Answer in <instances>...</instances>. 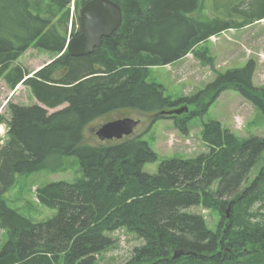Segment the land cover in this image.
I'll use <instances>...</instances> for the list:
<instances>
[{"label": "trees", "instance_id": "trees-1", "mask_svg": "<svg viewBox=\"0 0 264 264\" xmlns=\"http://www.w3.org/2000/svg\"><path fill=\"white\" fill-rule=\"evenodd\" d=\"M73 1L75 30L69 34ZM87 1L49 0L44 6L43 0H0V79L11 88L25 83L41 104L10 106L8 139L0 146V226L7 232L0 264H96L114 245L107 233L119 228L144 241L127 264H264V216L252 222L247 211L255 202L264 204V169L247 185L264 137L239 140L210 121L203 134L209 153L165 160L151 174L143 166L157 155L141 135L91 144L85 133L98 118L131 111L162 117L163 110L200 100L204 91L170 99L163 84L148 80L150 68L184 58L211 36L264 19V0L234 10L236 0L233 10L241 18L201 17L203 0H112L122 7L121 27L93 53L73 56L65 46L80 32L78 14ZM33 44L59 55L29 76L15 62ZM194 52L211 63L205 52ZM256 68L250 59L219 74L207 86L215 91L213 100L232 87L264 114V85L253 83ZM211 102L202 104V112ZM62 156L78 158L82 177L41 188L40 201L57 214L22 222L4 205L3 193L17 175ZM201 204L215 206L223 217L229 207L225 231L189 211ZM176 252L183 254L174 257Z\"/></svg>", "mask_w": 264, "mask_h": 264}, {"label": "rangeland", "instance_id": "rangeland-1", "mask_svg": "<svg viewBox=\"0 0 264 264\" xmlns=\"http://www.w3.org/2000/svg\"><path fill=\"white\" fill-rule=\"evenodd\" d=\"M235 2L236 0H203L199 14L204 17H210L212 13H215L222 18H226L227 15L241 18L242 15L234 11L236 6L241 10H249L253 1L237 0L236 5ZM48 3L49 0H43L44 6ZM73 3L74 1L70 8L69 34L75 30ZM61 15L59 14L58 17ZM194 51L205 52L211 63L196 57ZM58 55L41 50L33 44L15 63L21 65L31 76L35 71L55 61ZM250 59H255L257 62L253 83L255 86H262L264 85V19L257 20L243 28L229 29L211 36L198 44L184 58L168 65L150 68L148 80L163 84L165 95L170 99L193 98L199 92L204 91L200 100L196 98L191 104L181 103L174 107L183 108L179 114L160 113L162 117H156L153 114L131 111L98 118L86 127V142L102 144L112 140L100 138L97 130L109 119L132 116L139 121L132 136L141 135L157 155L155 162L146 163L143 166L145 172L153 174L158 171L160 164L165 160L174 157L190 159L203 153H209L210 146L205 142L203 134L205 123L210 121L219 122L239 140L251 136L263 138L264 114L250 101L232 87L222 91L219 97L213 100L215 91L207 89L208 84L214 81L219 74L235 67H244ZM62 71L58 68L56 74L60 75ZM208 102H211L210 106L207 111L202 112V104ZM11 104L30 106L40 104V102L25 83L21 82L15 88H11L4 77L0 79V146L8 139L7 121L11 118ZM65 106L66 104L56 109H48V111L52 113ZM191 112L195 114L189 118ZM155 118L157 119L153 121ZM183 124L185 130L181 129ZM263 169L264 152L252 169L247 185ZM80 177H82V170L76 156H62L57 161L50 159L35 172L17 175L10 188L3 193L2 201L6 207L16 212L22 222L46 221L57 214V209H52L40 201L39 190L51 182L73 183ZM215 187L214 185L212 188L215 189ZM226 209L228 210L224 217L215 206L207 204L189 208V211L204 215L208 226L213 230L221 227L222 231H225L230 218L229 207ZM247 211L248 214L253 215L252 219L250 217L253 222L256 218L264 216V204L255 202ZM107 234L114 240V245L98 256L96 264H127L133 257L134 248L144 244V241L135 233L125 228H119ZM6 241L7 232L0 226V252Z\"/></svg>", "mask_w": 264, "mask_h": 264}, {"label": "water", "instance_id": "water-1", "mask_svg": "<svg viewBox=\"0 0 264 264\" xmlns=\"http://www.w3.org/2000/svg\"><path fill=\"white\" fill-rule=\"evenodd\" d=\"M79 22L80 32L70 36L65 46V50L73 56L87 55L101 47L104 38L121 27L123 10L119 3L112 0H89L80 8ZM182 110L183 108L163 110L161 114H179ZM138 123L132 116L116 118L102 124L97 134L102 139H122L132 135ZM181 254L183 252H176L174 257Z\"/></svg>", "mask_w": 264, "mask_h": 264}]
</instances>
